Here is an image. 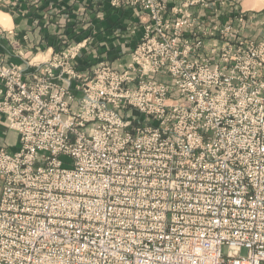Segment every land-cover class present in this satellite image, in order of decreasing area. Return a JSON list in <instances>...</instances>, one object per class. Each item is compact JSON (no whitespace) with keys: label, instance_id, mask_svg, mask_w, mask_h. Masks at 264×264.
Returning a JSON list of instances; mask_svg holds the SVG:
<instances>
[{"label":"built area","instance_id":"1","mask_svg":"<svg viewBox=\"0 0 264 264\" xmlns=\"http://www.w3.org/2000/svg\"><path fill=\"white\" fill-rule=\"evenodd\" d=\"M168 3L111 0L142 10L118 68L0 53V264H264V39Z\"/></svg>","mask_w":264,"mask_h":264},{"label":"crops","instance_id":"2","mask_svg":"<svg viewBox=\"0 0 264 264\" xmlns=\"http://www.w3.org/2000/svg\"><path fill=\"white\" fill-rule=\"evenodd\" d=\"M141 16L140 8L116 7L111 0H0V51L8 63L22 64L17 49L8 43L11 39L20 42L28 56L37 53L46 59L71 43L86 41L76 61L80 71L90 73L105 60L119 66L142 37ZM245 27L248 35H263L264 11ZM0 145L14 152L21 146L19 134L3 123Z\"/></svg>","mask_w":264,"mask_h":264},{"label":"rangeland","instance_id":"3","mask_svg":"<svg viewBox=\"0 0 264 264\" xmlns=\"http://www.w3.org/2000/svg\"><path fill=\"white\" fill-rule=\"evenodd\" d=\"M102 2H103V0H102ZM177 2H178V0H175L174 3H170L169 2L168 4L172 5V4H175ZM263 6H264V0H227V8L226 9H224V8L220 9L221 6H219L218 8H213V10H211V9H199L198 12L201 15H203V14L209 15V18H213L214 21H217L220 24L225 23L227 21L229 23L231 21L232 24H234L236 26H237V24L235 22V17L237 19L238 16L242 15L244 17V22L241 25L238 26L239 28L238 27H236V28L239 30V32H240V34H242V36H244V37H246V38H248L250 40H258V39H264V34L261 35V36H258L257 34L256 35H248L246 32H244V28H246L245 25L247 26L249 24L250 25L253 24V22L256 20V16L259 13L264 11V9L260 10ZM196 10L197 9H195V12H196ZM226 10L228 11V15L226 14L227 18H225V11ZM263 30H264V28H263ZM11 40H10V42H8L9 45L10 46L12 45V46H14L17 49L16 50L17 54H19L20 51L25 53V57H26V59L28 61H31L33 63H36L37 61H41V60H45L46 61V57H42L41 58V57L37 56V53L34 56L33 55L32 56H28L26 54V51L23 49V47H22L20 42L15 41V40L13 41V39H11ZM83 42H85V41L78 42V43H83ZM71 44H74V43H71ZM71 44L67 45L65 48L69 47ZM86 46H87V44H86ZM134 49H135V47L132 50H134ZM132 50H130V52ZM82 52H83V49H82ZM0 53L2 55H6V53L3 52V51H0ZM129 55H130V53H129ZM21 56L23 57V59L25 58L24 55H21ZM106 62H109L110 64H112V66H114V68H118L119 67V66L113 65L112 61H106ZM11 63L18 64V65H23L24 64V63L19 64V63H15V62H11ZM96 68L97 67H95L94 69H96ZM129 113L131 115L138 116V118H140V117H141V119L144 118V116L140 115V113L137 112L136 110H131ZM135 124H138V123L135 122ZM8 128L11 129V130H14V129L10 128V127H8ZM20 148H21V146H20ZM0 192H1V186H0Z\"/></svg>","mask_w":264,"mask_h":264}]
</instances>
